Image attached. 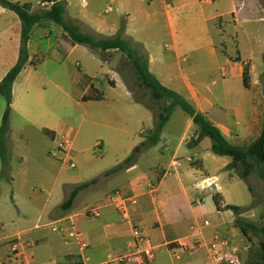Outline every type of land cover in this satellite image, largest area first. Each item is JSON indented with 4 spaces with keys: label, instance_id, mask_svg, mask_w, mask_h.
I'll use <instances>...</instances> for the list:
<instances>
[{
    "label": "crops",
    "instance_id": "0c3cea01",
    "mask_svg": "<svg viewBox=\"0 0 264 264\" xmlns=\"http://www.w3.org/2000/svg\"><path fill=\"white\" fill-rule=\"evenodd\" d=\"M19 1H30L32 12L50 8L43 0ZM65 2L67 19L85 32L113 37L124 27V37L147 53L149 70L160 83L182 95L213 122L230 143L249 146L261 136L264 129V19H256L262 23L261 34L250 45L251 41L240 32L244 31L241 24L244 11L238 9L239 0ZM57 25L45 20L32 29L29 61L13 86L8 141L10 149V141L16 133L22 132V127L14 125L16 118L42 133L49 146L41 148L36 156H45L47 160L44 163L37 160L31 166L34 173L30 177L35 175L42 180L48 191L36 190L31 196L27 184L23 183L12 202L2 208L0 263L80 264L85 256L91 264H100L126 253L131 248L133 223L122 219L106 203L107 197L116 191L137 197L133 222L144 229L150 243L161 245L160 253L150 264H206L207 251L198 247L197 241L215 237L225 238L238 246L243 259L253 242L242 235L232 211L217 209L213 196L220 194L224 204L243 207L245 220L264 226L261 225L264 223V200L255 203L254 196L263 181L256 178L252 186V175L241 179L229 170L232 159L215 154L208 137L190 147L188 140L196 135L198 128L188 114L181 123H175L174 113L179 107L173 111L156 145L145 148L131 166L104 176L123 162L154 128V113L135 99L125 79L109 60H104L106 68L94 71L92 63L78 52L85 45L74 44ZM229 27L234 28L232 32L228 31ZM21 31L17 14L0 6V81L19 59ZM53 33L58 37L55 45L49 44L48 49L56 48L53 53V62L59 63L56 68L49 67L48 57L41 62L39 49L40 42L50 40ZM229 39L234 42L232 51L226 46ZM65 46L67 50L62 53ZM101 56L100 52L95 53L93 60L100 61ZM74 58L77 70L63 68V64ZM82 59H85L83 63ZM246 68L249 88L244 84ZM100 75L106 79V89L98 80ZM41 82L48 87L53 85L58 91L80 88L78 103L87 107L86 114L91 121L119 138H112L108 144L93 140L87 144L78 142L74 131L64 128V104L53 100L54 95L48 97ZM92 87L100 99H85L92 94ZM145 121L148 126L140 130L141 138L135 136L124 143L130 128ZM66 138L72 141L69 151L60 147ZM105 147L122 150L110 169L97 165L87 167L89 169L83 173L71 172L76 168L77 159L86 157L96 148L100 149L101 156H106ZM68 161L75 167L67 164ZM93 161L91 157L89 163ZM97 178V183L79 192L70 208H64L76 186ZM151 184L156 186L154 191L150 190ZM40 193H45V197ZM97 205H102L99 215L90 216L87 211ZM205 221L210 224L205 226ZM53 223L76 229L88 248L83 250L67 232L53 231L50 226ZM17 239L29 254L27 259H15L11 242Z\"/></svg>",
    "mask_w": 264,
    "mask_h": 264
},
{
    "label": "trees",
    "instance_id": "16d2710c",
    "mask_svg": "<svg viewBox=\"0 0 264 264\" xmlns=\"http://www.w3.org/2000/svg\"><path fill=\"white\" fill-rule=\"evenodd\" d=\"M43 1L49 4L50 8H42L40 11L32 12V4L30 1L21 3L19 0H0V6L15 12L22 24L19 59L0 81V95L5 97L7 103L0 126V157L4 168V172L0 175V179L6 176L9 170L8 141L11 127L13 86L29 61L28 44L33 27L42 21L50 20L60 25L74 44L85 45L95 53L120 51L125 54L134 64L140 87L148 90L154 101L167 102L166 105L159 108L156 115L157 120L155 121V126L150 130L148 135L144 136L142 143L136 146L123 162L105 172L104 176H110L111 174L131 166L136 162L138 156L145 148L156 145L173 111L175 108L179 107L192 117L194 124L198 128L196 135L188 142L190 147L197 146L204 138L208 137L212 140V151L215 154L219 156H228L232 159V163L228 167L229 170L237 173L241 179H247L252 174H255L264 182V129L261 136L251 145H233L213 122L204 114L199 113L182 95L160 83L149 70V57L147 53L140 45L124 37V27H121L117 35L113 37H102L91 31L85 32L77 23L67 19L65 0ZM249 83V72L246 68L244 73L245 87L249 88ZM91 93V95L85 97L86 100L101 98L97 95V91L94 87L91 88ZM146 107L153 112L150 107ZM97 181L98 178L76 186L69 199L64 204V208H70L79 192L94 185ZM213 198L219 211L230 210L234 213L236 226L249 242H253L252 235L261 237L257 250L252 252L250 250L249 260L243 262V264H264V226H257L245 220L242 217L245 211L244 208L236 205L224 204L220 194H215Z\"/></svg>",
    "mask_w": 264,
    "mask_h": 264
},
{
    "label": "rangeland",
    "instance_id": "374dc122",
    "mask_svg": "<svg viewBox=\"0 0 264 264\" xmlns=\"http://www.w3.org/2000/svg\"><path fill=\"white\" fill-rule=\"evenodd\" d=\"M238 9H243L244 11V13L241 15V24L244 27V31L240 32L243 35L245 34L246 40L251 41L250 45H253L254 38L257 35L261 34L262 23H260L258 20L256 21V19L261 17L264 19V0H239ZM220 27L223 28L222 24H220ZM233 29V27H229L228 31L232 32ZM223 33L225 34V32ZM57 37V33H53V37L50 40L45 39L43 40V42H40L39 45L41 62L48 57L47 60H49L50 62V68L59 67V63L56 64L53 62V53L56 51V48L53 47L52 49H48L49 44L55 45L54 42ZM226 46L229 48V51H232V48H234L233 40L229 39ZM66 48L67 46L63 47L61 49V52L64 53L67 50ZM78 52L80 55H82L92 63L94 71L100 69L101 67L106 68L107 65L105 64L104 60H109L112 66L118 72H120L122 77L125 79L126 83L132 90L135 99L150 107L154 112L155 121L157 120L156 115L159 111V108L166 105L167 102L154 101L150 96L148 90L140 87L139 81L137 80L134 64L128 59L125 54L121 53L120 51H114L115 53H113L111 59H109L108 57L112 51H109L107 53L101 52L102 59L100 61H95L93 60L95 52L89 51L86 46L79 49ZM84 60L85 59H82V63L84 62ZM75 61L76 60L74 58L70 63H66V65L63 64V68L67 67V69L70 71L77 70L78 67H76ZM98 80L100 82H103V87L106 89L107 85L105 77H102V75H100ZM41 85L42 89H45L48 97L51 98L54 95L53 100L64 104L66 116L64 128L66 129V131L72 129L74 131V136L75 138H77L78 142L87 144V141L93 140L102 141L103 143L108 144L112 140V138H119L117 135L110 132V130L106 127L96 125L91 121L89 116L86 114L87 107L84 104L81 105L78 103L80 101V88H67L63 91H58L54 88L53 85H50L48 87L45 82H41ZM6 107V99L4 96L0 95V126ZM174 116L175 123L177 124L178 121L181 123V120L188 115L182 109L177 108L175 110ZM141 122L143 121L141 120ZM14 125L22 127L23 129L21 133H16V136L13 137L12 141H10L8 167L9 170L8 174L1 180L0 216L4 214L2 208L7 205L8 202H12L14 194L17 193L18 188L22 186L23 183L27 184L28 193L31 194V196H33L36 190L45 189L46 191H48V187L45 185V183H43L42 180H39L35 175L34 177H30V174L34 173L31 166H34L37 160L40 159L42 163L47 160L45 156H40L39 158L38 156H36V154L40 151L41 148H48L49 144L44 139L42 133L36 131L33 127L21 121L19 118H16ZM144 126H148L147 121H145L144 124L140 123L139 125L131 127L128 137L124 138L123 142L126 143V141H131L135 136L137 138H141L140 130ZM207 141L211 142V139L207 138ZM105 149H107L106 156H101L99 148H96L95 151L88 152L86 154V157L81 156V158L75 161L76 168L72 169L71 172L83 173L85 170L89 169L87 167L93 166L92 168H94L97 165L100 167H106L105 169H110L118 159V157H120L122 150L115 149L114 147H105ZM23 157H25L26 159H22ZM91 157L93 160H95L92 162V164L89 163ZM3 172L4 168L0 157V175L3 174ZM256 178L260 179L257 175L252 174V177L250 179V184L252 186H255L254 180ZM245 184L246 188L248 189L247 182H245ZM263 187L264 182H262L260 190L254 193L255 203H257V201L259 200H264V193L262 192ZM40 196L45 197V193H40ZM261 225H264V223H262ZM252 238L253 244L249 251H247V253L243 256V262H247L249 260L250 253L257 250L259 246L261 237L252 235Z\"/></svg>",
    "mask_w": 264,
    "mask_h": 264
},
{
    "label": "built area",
    "instance_id": "2783aa9c",
    "mask_svg": "<svg viewBox=\"0 0 264 264\" xmlns=\"http://www.w3.org/2000/svg\"><path fill=\"white\" fill-rule=\"evenodd\" d=\"M145 130L142 131L144 133ZM194 137V136H193ZM189 138L188 142L193 139ZM72 146L70 138L64 139L60 143V147L65 151H69ZM72 168L75 167L73 162H67ZM169 173H171L169 171ZM156 186L150 185V190L154 191ZM106 203L112 206L116 212L125 221L133 223L131 248L124 254L116 255L100 264H150L155 261L157 255L161 251V245H154L150 243L148 236L144 229L133 222L132 214L134 208L138 204V199L134 195H127L121 191H116L110 194ZM102 205L91 207L87 213L92 217H97ZM209 221H205L204 225H209ZM55 232H67L70 238L77 240L83 250L88 248V244L82 240V235L76 229H67L64 226H59L57 223L50 225ZM197 246L205 248L207 251L208 261L206 264H243L241 250L238 246L232 244L227 239L222 237H215L212 240H198ZM12 252L17 261L27 259L29 254H26L19 239L11 242ZM80 264H91L88 259L83 256Z\"/></svg>",
    "mask_w": 264,
    "mask_h": 264
}]
</instances>
